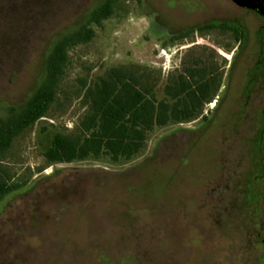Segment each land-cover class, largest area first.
<instances>
[{
	"label": "rangeland",
	"instance_id": "374dc122",
	"mask_svg": "<svg viewBox=\"0 0 264 264\" xmlns=\"http://www.w3.org/2000/svg\"><path fill=\"white\" fill-rule=\"evenodd\" d=\"M14 1L0 2V119L40 84L56 40L103 0ZM211 23L240 26L242 45L218 30L196 31ZM261 26L229 0H119L94 39L70 51L61 102L4 162L24 186L0 202V264H264ZM194 61L221 73L219 103L206 105L204 118L154 128L127 162H46L53 135L72 131L84 113L79 80L139 67L161 99ZM244 99L248 112L236 113Z\"/></svg>",
	"mask_w": 264,
	"mask_h": 264
},
{
	"label": "trees",
	"instance_id": "16d2710c",
	"mask_svg": "<svg viewBox=\"0 0 264 264\" xmlns=\"http://www.w3.org/2000/svg\"><path fill=\"white\" fill-rule=\"evenodd\" d=\"M118 1L103 0L82 24L62 34L46 57L40 84L22 107H9L6 118L0 119V202L24 186L13 181V175L4 165L14 142L61 102L64 93L61 84L70 65V51L94 39V27H101L113 16ZM212 30H230L235 39L243 37L241 27L235 23H211L196 29L199 32ZM79 81L76 94L84 113L72 131H57L53 135L43 153L49 165L89 159H107L113 163L130 161L143 151L154 128L200 118L204 105L215 97L220 87L221 73L194 61L165 84L161 99L156 96V81L151 82L149 74L139 67H111L93 82ZM258 246L264 258V244Z\"/></svg>",
	"mask_w": 264,
	"mask_h": 264
},
{
	"label": "flooded vegetation",
	"instance_id": "af4514ba",
	"mask_svg": "<svg viewBox=\"0 0 264 264\" xmlns=\"http://www.w3.org/2000/svg\"><path fill=\"white\" fill-rule=\"evenodd\" d=\"M249 12H252V11H249ZM254 13V15L258 18V20H260L261 22H262V26H261V29L258 31V33H259V35H260V39L261 40H259V43L262 45V46H264V36L262 35L263 33H264V17H262V16H260L259 14H257V13H255V12H253ZM230 24V23H229ZM219 32H221V33H223V34H228L229 35V37L231 38H234L233 37V32L232 31H230V30H226V31H222V30H218ZM242 31V30H241ZM240 33H243V32H240ZM235 39V38H234ZM262 39H263V41H262ZM235 41V43L237 44L236 45V49H238L241 45H242V43H243V38H240V39H235L234 40ZM255 69H258L259 71H260V73H262L263 75H264V53H262L261 54V56L256 60V67H255ZM255 69H253V70H251V71H249L248 72V74H249V76L251 77L250 79H248V83H246V88H245V94H246V97L248 96V94H249V92L250 91H248V89H249V87L251 86V84H252V76L254 75V72H256L255 71ZM220 88H221V84H220V87H219V89H218V91L220 90ZM224 89L226 88V87H223ZM217 91V92H218ZM217 96V94L215 95V97ZM215 97H213V99L212 100H210L209 102H207L205 105H204V107L206 106V105H208V104H210L211 105V107H216L217 106V104L219 103L218 102V98L217 99H215ZM242 101H244V102H240L239 103V108H240V112H236V113H241V112H248V101H246L245 99L244 100H242ZM235 105H236V103H235ZM203 107V108H204ZM262 114V116H264V109H263V111L261 112ZM200 118H204V115H201V117Z\"/></svg>",
	"mask_w": 264,
	"mask_h": 264
},
{
	"label": "water",
	"instance_id": "95a60500",
	"mask_svg": "<svg viewBox=\"0 0 264 264\" xmlns=\"http://www.w3.org/2000/svg\"><path fill=\"white\" fill-rule=\"evenodd\" d=\"M235 6L252 11L264 17V0H229Z\"/></svg>",
	"mask_w": 264,
	"mask_h": 264
}]
</instances>
